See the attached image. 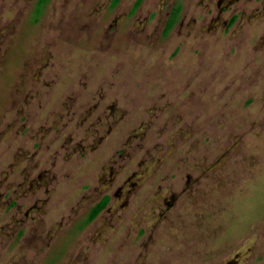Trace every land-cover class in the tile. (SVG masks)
<instances>
[{"label": "rangeland", "instance_id": "obj_1", "mask_svg": "<svg viewBox=\"0 0 264 264\" xmlns=\"http://www.w3.org/2000/svg\"><path fill=\"white\" fill-rule=\"evenodd\" d=\"M40 1L0 0V264H264V0Z\"/></svg>", "mask_w": 264, "mask_h": 264}, {"label": "trees", "instance_id": "obj_2", "mask_svg": "<svg viewBox=\"0 0 264 264\" xmlns=\"http://www.w3.org/2000/svg\"><path fill=\"white\" fill-rule=\"evenodd\" d=\"M42 2V0H41ZM173 23V20H170L169 23L167 24V28L170 27V25ZM106 204V199L102 200L100 203L97 204V206L95 207V209L93 210L92 216L96 215L97 213H99V211H101L103 209V207Z\"/></svg>", "mask_w": 264, "mask_h": 264}, {"label": "flooded vegetation", "instance_id": "obj_3", "mask_svg": "<svg viewBox=\"0 0 264 264\" xmlns=\"http://www.w3.org/2000/svg\"><path fill=\"white\" fill-rule=\"evenodd\" d=\"M40 3H41V1H40ZM102 200H104V199H102ZM102 200H100L98 203H100ZM106 202H107V198H106ZM96 206H97V205H96ZM96 206H95V207H96ZM95 207L90 211V213H89V215H88V217L91 218V219L94 218V217L98 214V213H97L96 215L92 216V213H93V210L95 209Z\"/></svg>", "mask_w": 264, "mask_h": 264}]
</instances>
